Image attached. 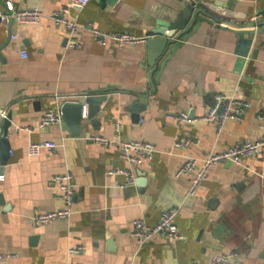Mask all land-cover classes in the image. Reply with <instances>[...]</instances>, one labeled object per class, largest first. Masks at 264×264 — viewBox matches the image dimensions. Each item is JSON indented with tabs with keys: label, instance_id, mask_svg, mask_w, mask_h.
<instances>
[{
	"label": "crops",
	"instance_id": "1",
	"mask_svg": "<svg viewBox=\"0 0 264 264\" xmlns=\"http://www.w3.org/2000/svg\"><path fill=\"white\" fill-rule=\"evenodd\" d=\"M192 1L223 5L233 17L202 22L161 71L148 66L146 43L118 49L99 44L90 31L149 36L177 23ZM34 6L44 17L37 24L13 22L11 37L9 23L0 22V111L12 115L9 160L0 171V253L10 257L1 264H210L216 255H233L230 264H264V158L214 165L197 196L189 195L191 174L175 176L187 158L201 161L262 137L264 23L257 20L264 17V0H91L69 12L80 26L74 36L80 47L48 18L68 0H0L6 13ZM219 94L246 103L241 120L219 129L168 117H202ZM82 95L107 100L92 118L85 105L80 136L62 122L40 126L47 110ZM97 135L152 142L158 152L132 164L115 147L90 139ZM183 138L193 143L177 147ZM31 142L65 146L30 157ZM122 170L130 171L133 184ZM65 171L76 184L73 213L35 225L36 212L65 206L53 180ZM169 208H179L183 238L157 235L139 247L131 221L156 224Z\"/></svg>",
	"mask_w": 264,
	"mask_h": 264
},
{
	"label": "built area",
	"instance_id": "2",
	"mask_svg": "<svg viewBox=\"0 0 264 264\" xmlns=\"http://www.w3.org/2000/svg\"><path fill=\"white\" fill-rule=\"evenodd\" d=\"M69 6L53 11L48 18L55 24L63 26L69 33L70 45L72 47H80L81 45L76 41L74 36L79 31L80 26L76 18L69 17L71 7H78L80 9L88 5L91 0H68ZM44 17L42 10L38 6L24 9H12L11 12L0 11V22L7 24L11 20L21 25L37 24ZM95 40L105 46H113L118 49L126 46H138L146 42L149 36H138L131 32H108L98 28H90ZM15 38V37H14ZM24 58L27 53L22 51ZM246 103L236 96H226L219 94L216 97L215 103L208 110V112L199 118L192 119L188 113L170 114L169 118H174L182 123L192 121H207L216 123L221 129L228 120H241L244 117L246 110ZM62 120L61 109H50L45 112L40 120V126L46 127L52 124H58ZM260 120L264 123V108L260 116ZM120 122L117 123L116 132L119 133ZM264 130V129H263ZM91 140L102 144L104 146H113L119 151L121 158L127 160L132 164L139 163L141 160H152L158 152L157 146L152 142L142 140L122 141L119 138H106L103 136L90 137ZM193 143L192 138H183L176 142L177 147H187ZM64 142L60 145L54 142H31L28 147V155L30 157L38 156L42 149H55L57 147L64 148ZM248 157H262L264 158V131L263 135L258 140H245L238 142L232 147L216 151L208 154L203 160L194 157L187 158L183 165L178 168L175 173L176 177L185 174L192 175V184L189 190L190 196H197L200 187L207 178L210 170L214 165L220 162H231L240 164ZM130 177V182L133 184V178L130 171H120ZM4 177L0 176V180ZM60 188V199L65 206L56 211L50 212H36L33 216L35 225L46 224L57 218H69L73 213L72 206L76 193V184L73 175L69 171L58 174L53 178ZM179 208L163 209L160 214L159 221L156 224L150 225L142 218L133 219L131 221V235L136 240L139 247L145 246L150 240L157 235L169 237L173 240H180L183 236L180 234L176 217ZM4 213V209L0 207V215ZM233 255H216L210 260V264H230ZM9 255L0 253V264Z\"/></svg>",
	"mask_w": 264,
	"mask_h": 264
},
{
	"label": "water",
	"instance_id": "3",
	"mask_svg": "<svg viewBox=\"0 0 264 264\" xmlns=\"http://www.w3.org/2000/svg\"><path fill=\"white\" fill-rule=\"evenodd\" d=\"M204 9L211 12L209 16L206 15ZM214 17L231 18L233 16L224 10L223 5L212 7L209 4H202L197 7L195 1L187 3L183 15L177 23L160 27L147 38L145 42L147 47V64L150 69L153 70L159 66V71H161L176 50L188 41L192 33L198 30L202 22H207L211 25L215 24ZM257 22L264 23V17L259 18ZM257 22H253V25ZM12 24L13 20L9 22V37H11ZM106 100L107 95H82L76 100L64 102L61 107L62 124L64 126L67 125L73 131V136H80L85 105H88V118H92L96 113L97 107ZM11 126L12 115L2 116V112L0 111V171L4 169L9 160L10 144L8 135ZM0 203L4 204L2 197H0Z\"/></svg>",
	"mask_w": 264,
	"mask_h": 264
}]
</instances>
